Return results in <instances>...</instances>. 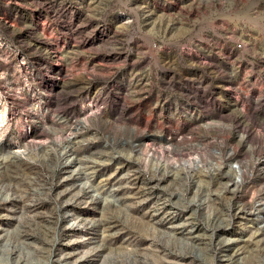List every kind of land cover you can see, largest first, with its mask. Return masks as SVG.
Listing matches in <instances>:
<instances>
[{
	"label": "rangeland",
	"instance_id": "374dc122",
	"mask_svg": "<svg viewBox=\"0 0 264 264\" xmlns=\"http://www.w3.org/2000/svg\"><path fill=\"white\" fill-rule=\"evenodd\" d=\"M0 264H264V0H0Z\"/></svg>",
	"mask_w": 264,
	"mask_h": 264
}]
</instances>
